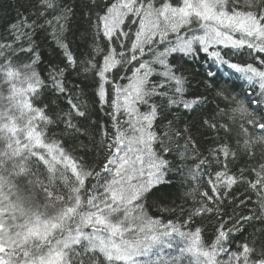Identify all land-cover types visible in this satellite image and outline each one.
Returning <instances> with one entry per match:
<instances>
[{
    "label": "snow or ice",
    "instance_id": "obj_1",
    "mask_svg": "<svg viewBox=\"0 0 264 264\" xmlns=\"http://www.w3.org/2000/svg\"><path fill=\"white\" fill-rule=\"evenodd\" d=\"M41 4L46 10L59 8V13L45 19L43 25L24 17L9 26L13 38L0 42V88L7 87V95L0 90V264H101V256L105 264H184L185 259L188 264H264V243L259 249L250 247L248 242L237 245V251L229 247L233 232L243 231L255 216H241L231 228L227 227L231 218L222 220L214 241L206 245L201 228L184 232L170 223L161 225L147 216L143 203L170 165L154 145L159 144L161 153L173 151L168 146L172 136L155 130L157 119L166 107L182 105L190 109L197 103L184 99V77L173 70L168 57L176 52L194 54V45H199L205 53L214 45L246 46L257 53L254 60L259 67L234 63L230 67L243 73L250 87L259 82V87L264 89V0H244L243 10L239 0H159V6L155 0H110L106 4L103 15H97L96 31L97 36L102 34L107 40V48L97 46L92 59L81 62L87 64L84 72L94 71L98 77L96 94L101 104L107 103V84L112 85L114 92L111 107L115 134L107 145L111 154L99 172L78 163L58 141L48 139L44 129L55 121L46 115V105L40 108L33 104L46 85L33 67L39 54L32 37L37 27L51 25L54 39L64 50L67 61L65 68L53 67L49 72L53 90L67 96L70 106L59 119L66 128L80 131L72 122L73 115L86 116L81 110L83 105L75 102L64 81L66 69L77 65L63 42L72 9L61 8L56 0H41ZM44 16L45 12L39 13V17ZM194 21L199 24L198 29L191 28ZM132 25L138 27L130 48L118 52L113 42L125 49ZM186 27L189 34L181 37L180 30ZM169 33L176 34L173 46L163 51L151 47L163 44ZM231 33H239L240 38H234ZM22 40L28 46L17 48ZM146 50L153 60L139 62L127 85L110 79L113 70L138 62ZM25 52L33 55L31 63L17 65L15 57ZM100 54L103 60L97 66L94 59ZM210 55L221 63H228L219 51L213 50ZM153 64L160 65L162 71L157 72ZM153 73L161 79L150 82ZM217 94L228 99L223 90ZM249 99L259 108L264 102V91L256 99L252 100L251 96ZM140 105L146 110L141 112ZM231 112L248 118L245 122L260 132L253 139L241 126V132L247 137L242 150H250L258 141L264 142V114L258 118L253 116L243 102H237ZM119 114L127 115V128L120 124ZM222 114L229 116L227 112ZM209 127L218 134L231 133L228 124L212 123ZM101 134L103 138L109 136L107 130ZM183 148L179 153L181 161L191 159L193 164H182L181 170L187 168V178L196 182L206 174L211 192L192 190L198 192L200 200L199 206L190 211L189 221L207 213L220 215L218 205L222 196L240 183H247L261 194L260 206L264 208V164L259 171L247 170L255 175L254 180H247L245 170L239 175L231 172L229 162L236 158V152L228 144H219L209 149L207 156H202L189 137ZM248 154L253 155L251 151ZM69 170L71 179L66 175ZM92 177L97 183L86 188V181ZM85 191L89 193L86 198ZM173 233L183 238L184 246L178 247L176 255L165 258L164 248H173V243L167 240ZM150 254L156 258L152 259ZM221 255H226L227 260L220 259ZM141 256L147 259L140 261Z\"/></svg>",
    "mask_w": 264,
    "mask_h": 264
},
{
    "label": "trees",
    "instance_id": "obj_2",
    "mask_svg": "<svg viewBox=\"0 0 264 264\" xmlns=\"http://www.w3.org/2000/svg\"><path fill=\"white\" fill-rule=\"evenodd\" d=\"M109 2L110 0H56L61 8L72 9L63 32V42L68 45V50L76 59L77 65L75 68L69 66L66 69L64 81L68 93L76 98L75 102L83 105L81 110L86 112L85 117L73 115L72 122L80 131L66 128L63 120L59 119L70 110V106L66 102L67 96L55 92L49 79L51 68H65L67 64L64 50L57 45L54 39L53 26L37 27L32 37L39 54V60L33 67L46 85L39 91V95L33 100V104L40 108H44L46 105V115L55 121L44 129L47 137L49 140L58 141L66 153L75 158L78 163L97 172L101 171L111 154L107 145L115 134L114 109L111 107L114 92L112 85L107 84L105 86L107 103L101 104L96 94L98 77L94 71L84 72L83 68L87 64L81 62L92 59L97 46L101 49L107 48L108 42L102 34L97 36L96 24L97 15H103V10ZM155 2L159 6V0H155ZM239 2L241 10H243L244 0H239ZM42 11L45 12V16L39 17V13ZM58 13L59 8L46 10L41 4V0H0V42L10 41L13 38L9 26L17 23L20 19L27 17L29 22L37 20L38 24L43 25L45 19H52ZM137 27L138 25L131 26L132 35L125 42V49H120L119 43L113 42V46L117 48L118 52L130 48ZM191 28L198 29L199 24L194 21ZM125 31H129V29L125 28ZM188 34L187 27L179 32L181 37ZM194 34L199 35L202 32H195ZM231 34L234 38H237L236 35L240 36L239 33ZM169 41L172 44H169ZM175 41L176 34L169 33L163 44H153L151 47L163 51L165 47L173 46ZM27 46L26 40H22L16 45L17 48ZM194 47L196 48L194 54L185 55L176 52L168 57V62L172 65L173 70L184 77V99L196 100L197 103L190 109H184L182 105L166 107L161 117L156 121L158 126L154 127L158 134L168 132L172 136V142L168 146L173 151L161 153L159 144L154 145L157 153L170 161V165L164 171L160 183L156 184L146 195L143 201L144 211L149 218L160 221L161 225H169L170 223L171 227L184 232L194 231L196 227L201 228V238L206 245H210L214 241L217 228L222 220L228 221L231 218V222L227 224V227L231 228L241 216H255L256 219L249 221L243 231L233 232L231 236L233 243L229 247L232 251H237V245L248 242L250 247L255 246L259 249L264 243V208L260 206L261 194L250 188L247 183L234 185L232 189L228 190L227 195L222 196L218 205L220 215L213 212L197 216L192 221L188 219L190 211L199 206L198 201L200 200L198 192L192 190L194 188H198L200 192L209 190V185L206 174L196 182L187 178V168L181 170L182 164H193L191 159L181 161L179 156V153L184 150L183 146L186 139L191 137L202 156H207L208 150L216 148L219 144H228L231 150L236 152V158L229 162L231 172L239 175L241 170H245L247 180L255 179L254 173L247 170L256 169L259 171L260 165L264 164V142L258 141L248 150L253 153L251 156L248 151L242 150L243 140L247 137L241 132V126L247 129L253 139H256L260 132L245 122L248 118H242L239 113L231 112L237 102H243L253 116L258 118L264 114V102L257 108L249 99V96L252 100L256 99L258 94L264 91L259 87V82L250 87L244 74L230 67V64L233 63L240 66L253 64L259 67L258 61L254 60L257 53L246 46L234 48L231 45H214L210 48V52L219 51L223 60L228 62L221 63L212 57L210 52L205 53L200 50L199 45H194ZM33 58L31 53H20L15 57V63L21 66L30 64ZM102 60L103 54H100L95 56L94 62L99 66ZM152 60V55L146 50L145 55L138 62L133 61L118 71L113 70L110 79L121 85H127L129 83L128 78L139 66V62ZM153 67L156 68L157 72L162 71L158 64H153ZM209 73L212 75L210 76ZM160 79L161 77L156 73L149 77L150 82H157ZM0 90L3 91L4 95H7L6 86H2ZM219 90H223L228 99L219 96L217 94ZM139 107L141 112L146 110L143 105ZM223 112H227L232 119L223 115ZM117 118L120 124L127 128V115L119 114ZM169 122H171L170 126ZM212 123L228 124L231 127V133L225 135L221 131L218 134L216 130L209 127ZM102 130L108 131L109 136L107 138L102 137ZM176 132L181 133V135L176 136ZM41 171L44 170L41 169ZM66 175L70 179L72 178L70 170ZM101 175L103 177L104 174ZM96 183L95 177L89 178L86 181V188H91ZM100 183H103V179L100 180ZM57 184L63 187L60 181H57ZM100 190L102 191V189ZM221 191L223 193V190ZM88 194L87 191L83 193L85 198ZM209 194H211L210 190ZM209 207H213V204L209 203ZM171 227L169 231H171ZM167 240L173 243V248H164L165 258L176 255L178 247L184 246L183 238L176 233H173ZM253 241L256 242L255 245H253ZM153 251L155 252V249ZM150 256L152 259L156 258L152 254ZM138 259L143 261L147 258L141 256ZM220 259L227 260V256L221 255ZM253 259L256 257L253 256ZM100 261L101 264H105L102 256ZM119 264H123V262H119ZM184 264H188V259H185Z\"/></svg>",
    "mask_w": 264,
    "mask_h": 264
},
{
    "label": "rangeland",
    "instance_id": "obj_3",
    "mask_svg": "<svg viewBox=\"0 0 264 264\" xmlns=\"http://www.w3.org/2000/svg\"><path fill=\"white\" fill-rule=\"evenodd\" d=\"M235 35H236V33H235ZM182 37H183V36H182ZM236 37H237V38H240V36H238V35H236Z\"/></svg>",
    "mask_w": 264,
    "mask_h": 264
}]
</instances>
